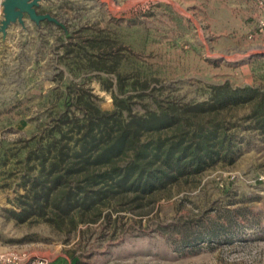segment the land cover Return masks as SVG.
<instances>
[{
	"label": "rangeland",
	"instance_id": "rangeland-1",
	"mask_svg": "<svg viewBox=\"0 0 264 264\" xmlns=\"http://www.w3.org/2000/svg\"><path fill=\"white\" fill-rule=\"evenodd\" d=\"M39 10L65 27L47 20L37 26L27 15L28 28L11 26L10 39L0 44V253L46 255L50 264H264V139L249 117L256 100L217 117L238 138L234 162L207 168L143 209L113 203L104 209L110 217L79 223L71 234L39 215L19 220L11 212L22 211L17 202L26 191V174L38 172L29 169L34 163L25 160V144L43 136L38 126L57 119L68 86L89 88L103 110H113L117 97L131 96L136 111L156 108L154 99L205 102L212 86L226 83L264 90V36L257 33L256 5L44 0ZM93 37L112 46L103 62L113 70L90 66L85 52L100 59L87 42ZM120 75L128 84L124 90ZM135 80L149 81L147 95H138L141 90L130 85ZM184 222L202 238L184 243V232L176 229Z\"/></svg>",
	"mask_w": 264,
	"mask_h": 264
},
{
	"label": "trees",
	"instance_id": "trees-1",
	"mask_svg": "<svg viewBox=\"0 0 264 264\" xmlns=\"http://www.w3.org/2000/svg\"><path fill=\"white\" fill-rule=\"evenodd\" d=\"M100 59L85 52L94 69L113 70L104 61L112 46L99 37L87 39ZM69 47V45H68ZM108 49V50H107ZM68 53L73 51L68 49ZM120 90L127 87L119 76ZM143 97L148 80L131 82ZM212 97L197 104L154 99L156 108L134 110L131 96L116 98L113 110H103L84 86H68L65 108L50 126H38L43 136L28 140L26 162L38 172L25 176V193L18 197L19 220L41 216L68 234L79 223L110 217L104 209L113 203L141 208L219 163H232L240 149L232 125L219 113L241 102L256 100L253 127L264 139V90L212 86ZM220 120V121H219ZM184 224V225H183ZM183 242L193 244L202 235L185 225ZM217 235L214 233L212 236Z\"/></svg>",
	"mask_w": 264,
	"mask_h": 264
},
{
	"label": "water",
	"instance_id": "water-1",
	"mask_svg": "<svg viewBox=\"0 0 264 264\" xmlns=\"http://www.w3.org/2000/svg\"><path fill=\"white\" fill-rule=\"evenodd\" d=\"M44 0H1L3 7V19L0 23V32L6 38L10 27L20 24L24 29L28 28L27 15L37 26L45 20L65 27V24L57 16L50 12H40L39 7Z\"/></svg>",
	"mask_w": 264,
	"mask_h": 264
},
{
	"label": "built area",
	"instance_id": "built-area-1",
	"mask_svg": "<svg viewBox=\"0 0 264 264\" xmlns=\"http://www.w3.org/2000/svg\"><path fill=\"white\" fill-rule=\"evenodd\" d=\"M261 12L257 23V33L264 36V0H251ZM0 264H50L46 255L28 257L26 253L7 251L0 253Z\"/></svg>",
	"mask_w": 264,
	"mask_h": 264
},
{
	"label": "crops",
	"instance_id": "crops-1",
	"mask_svg": "<svg viewBox=\"0 0 264 264\" xmlns=\"http://www.w3.org/2000/svg\"><path fill=\"white\" fill-rule=\"evenodd\" d=\"M9 31H10V32H8V35H7L6 38H4L3 35H2V33L0 32V44L5 43V42H8V39H10V37H11V29H9ZM9 68H10V67L8 66V68L4 67V68H2L1 70H2V72H8V69H9ZM12 91H13V90H12ZM12 94H13V92H12Z\"/></svg>",
	"mask_w": 264,
	"mask_h": 264
}]
</instances>
